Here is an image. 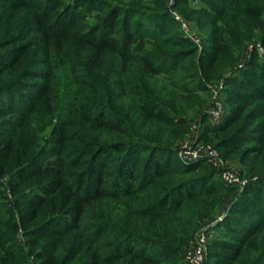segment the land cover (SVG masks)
Here are the masks:
<instances>
[{
	"label": "rangeland",
	"instance_id": "rangeland-1",
	"mask_svg": "<svg viewBox=\"0 0 264 264\" xmlns=\"http://www.w3.org/2000/svg\"><path fill=\"white\" fill-rule=\"evenodd\" d=\"M23 1L48 4L57 21H61V10L67 8L87 32L106 25L108 9L129 11L127 25L135 27L136 46L153 60L156 75H148L136 65L123 78H116L115 71L111 79L108 70L97 71L78 57L80 64L69 60L61 70V48L49 57L36 54L33 49H23L19 52L23 54L21 65L11 67L18 47L4 48L1 42L7 37L0 40V68L5 70L0 78V264H142L131 260L115 262L120 249L143 247L129 228L126 231L133 239L127 242L119 238L125 221V205L121 201L111 198L93 201L85 207L80 228L74 226L72 213L57 211L62 199H68L63 185L70 183L75 186L74 195L78 194L73 177L76 171L69 164L95 155V148L81 142L86 138L79 133L80 122L72 125L67 138L61 136V128L69 116L80 120L84 112L98 115L107 104L113 111L122 108L128 114L131 106L142 105L152 113L144 119L151 121L156 113L175 117L179 109L180 114L186 113L187 124L183 138L176 145L177 152L185 162L199 164V173L213 175L212 181L232 188L234 196L245 193L248 185L264 174V134L258 128L261 119L254 113L242 115L239 104L228 100L227 92V83L240 81L242 77L264 89L259 80L244 76L251 68L254 53L264 63V0H251L258 8L255 15H236L227 8L221 17L215 14L216 5L219 9L226 7L228 0H88L83 5H80L82 0H64L62 9L61 0ZM19 5L0 0V30L25 29L26 6L18 8ZM14 14L17 15L13 18ZM162 21L169 24L166 32L157 26ZM211 24L231 46L232 56L221 55L216 60L210 57ZM125 25L122 23L118 29L123 31ZM29 33L31 37L37 35ZM182 36L192 44L186 48L175 45L174 39ZM185 52L194 55L187 58ZM183 87L190 93L183 91ZM123 92H126V104L121 100ZM212 112H218L219 116L212 118ZM241 116L246 119L244 129L237 130L234 118ZM221 126L226 128L225 132L212 133V128ZM195 137L196 142L215 148L245 185L225 184L219 169L207 159L185 158L181 147L186 141L193 142ZM9 141L12 149L6 148ZM218 142L234 143L236 152L226 158L225 149L217 148ZM108 173L105 171L104 186L114 178ZM96 184L93 181L91 185ZM59 191L62 197L57 194ZM36 196L41 197L43 204L39 217L32 220L26 199ZM226 211L211 221L199 223L182 243L163 251L154 247L157 264H188L185 251L200 229H205L210 241L223 239L225 231L219 225ZM243 218L254 221L247 216ZM12 223L19 224L18 232L11 230ZM253 241L261 243L260 251L264 253V232ZM261 257L264 260V255ZM208 261L216 264L217 259L208 256Z\"/></svg>",
	"mask_w": 264,
	"mask_h": 264
},
{
	"label": "trees",
	"instance_id": "trees-1",
	"mask_svg": "<svg viewBox=\"0 0 264 264\" xmlns=\"http://www.w3.org/2000/svg\"><path fill=\"white\" fill-rule=\"evenodd\" d=\"M87 1L82 0L80 5ZM17 2L20 3L18 8L26 6L25 29L0 30V40L7 37L1 42L4 48L18 47V54L12 58L11 67L21 65L23 54L19 52L23 49H33L36 54L49 57L54 50V53H58L61 48V60L65 62L61 61V70L69 60L80 64L78 57L85 65L97 71L108 70L110 77L116 71V78H123L136 65H140L146 74L156 75L153 60L136 46L135 27L127 25L129 19L126 16L129 11L108 9L105 13L106 25L95 26L87 32L76 23V17L67 8L62 9L64 0H61V21H57L55 12L48 4L32 5L29 1L11 0L12 6ZM227 8H231L236 15H255L254 11L258 9L252 5L251 0H228L226 7L219 9V5H216V16H223ZM166 22H169L168 19ZM166 22L157 25L159 30L167 31L169 24ZM122 23L126 24L123 31L118 29ZM211 27L210 57L216 60L221 55L232 56L231 46L219 36L214 24ZM30 31L37 35L31 37ZM191 42L184 36L174 39V44L183 48L191 45ZM186 55L188 58L194 53L185 52ZM250 60L251 68L244 76L249 75L264 84V63L261 57L254 53ZM113 64L114 68L111 67ZM4 72L0 68V78ZM183 89L190 93L188 88ZM227 92L228 100L239 104L242 115L244 112L254 113L257 119H261L258 128L264 134V89L248 83L242 77L240 81H229ZM122 94L121 100L125 102L126 92ZM130 110L128 114L122 108L113 111L107 104L98 113H102L100 116L87 112L82 114L80 120L69 116L61 128V136L67 138L72 125L76 126L80 122L82 127L78 126L79 133L86 139L90 138L89 142L86 139L81 142L95 148V155L90 161L77 159L69 164L76 171L73 177L78 194L74 195L75 186L62 184L68 199H62L63 203L57 211L72 213L76 222L74 226L80 228L85 207L93 201L106 198L121 201L125 205V221L124 231L119 238L128 242L135 235L143 247L120 249L115 262L131 260L142 264H157V258L153 255L154 247L163 251L182 243L190 238L199 223L211 221L227 209L226 217L219 225L225 231L223 239L208 240L209 259L215 257L216 264H262L264 260L261 256L264 253L260 251L261 243L254 242L253 238L264 232L260 231L264 230V206L261 205L264 202V174L248 185L245 193L234 196L232 188L212 181L214 176L211 174L199 173V164L185 162L178 154L176 145L185 133L186 113L180 114L179 109L175 111V117H164L156 113L153 120L149 121L144 118L152 113L142 105L131 106ZM245 120L242 116L234 118L237 130L244 129ZM224 126L212 128L211 131L220 134L226 131ZM6 146L12 149L10 141ZM219 146L225 149L226 158L236 152L234 143L220 145L218 142L217 148ZM107 170L114 178L109 185L104 186L103 177ZM93 181L98 184L91 185ZM59 192L57 194L62 197ZM26 200L32 220L37 219L43 204L41 197ZM243 216L254 221H248ZM19 227L18 223L11 224L13 232H18ZM128 228L132 230V235L126 231Z\"/></svg>",
	"mask_w": 264,
	"mask_h": 264
},
{
	"label": "built area",
	"instance_id": "built-area-1",
	"mask_svg": "<svg viewBox=\"0 0 264 264\" xmlns=\"http://www.w3.org/2000/svg\"><path fill=\"white\" fill-rule=\"evenodd\" d=\"M211 116L212 118H217L219 113L212 112ZM189 142L186 141L181 147V153L185 158L207 159L219 169L221 180L225 184L237 187L245 185V181L240 178V175L233 168L229 167L228 163L219 155L215 148L205 146L198 141L196 142V137L193 142ZM208 240L205 229H200L195 234L192 245L185 251V259L188 264H209Z\"/></svg>",
	"mask_w": 264,
	"mask_h": 264
}]
</instances>
